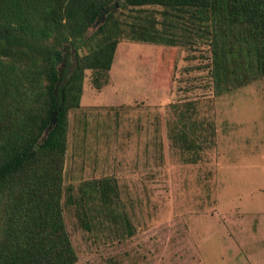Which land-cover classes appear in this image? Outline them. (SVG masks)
<instances>
[{"label": "rangeland", "instance_id": "rangeland-1", "mask_svg": "<svg viewBox=\"0 0 264 264\" xmlns=\"http://www.w3.org/2000/svg\"><path fill=\"white\" fill-rule=\"evenodd\" d=\"M116 10L125 26L173 21L178 37L124 30L100 87L85 70L62 173L74 264H264V76L218 93L210 23L161 6ZM96 181L110 182L106 198Z\"/></svg>", "mask_w": 264, "mask_h": 264}, {"label": "trees", "instance_id": "trees-1", "mask_svg": "<svg viewBox=\"0 0 264 264\" xmlns=\"http://www.w3.org/2000/svg\"><path fill=\"white\" fill-rule=\"evenodd\" d=\"M117 4L210 23L218 93L250 73L264 76V0H0V264L75 263L62 173L68 112L79 106L85 70L100 87L124 30L134 40L176 44L175 22L125 26ZM82 46L89 50L79 55ZM91 186L102 199L111 190L108 181Z\"/></svg>", "mask_w": 264, "mask_h": 264}, {"label": "water", "instance_id": "water-1", "mask_svg": "<svg viewBox=\"0 0 264 264\" xmlns=\"http://www.w3.org/2000/svg\"><path fill=\"white\" fill-rule=\"evenodd\" d=\"M52 123H53V121H52Z\"/></svg>", "mask_w": 264, "mask_h": 264}]
</instances>
